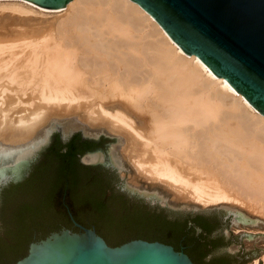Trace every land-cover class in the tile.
<instances>
[{
  "label": "bare ground",
  "instance_id": "bare-ground-1",
  "mask_svg": "<svg viewBox=\"0 0 264 264\" xmlns=\"http://www.w3.org/2000/svg\"><path fill=\"white\" fill-rule=\"evenodd\" d=\"M53 13L32 27V15ZM8 15L19 25L0 27L1 143L72 116L118 136L147 182L264 220V116L139 5L70 0L53 11L0 0Z\"/></svg>",
  "mask_w": 264,
  "mask_h": 264
},
{
  "label": "water",
  "instance_id": "water-1",
  "mask_svg": "<svg viewBox=\"0 0 264 264\" xmlns=\"http://www.w3.org/2000/svg\"><path fill=\"white\" fill-rule=\"evenodd\" d=\"M131 1L264 116V0ZM118 144L72 116L0 142V264H244L264 252V234L228 230H264L263 219L128 185Z\"/></svg>",
  "mask_w": 264,
  "mask_h": 264
},
{
  "label": "rangeland",
  "instance_id": "rangeland-1",
  "mask_svg": "<svg viewBox=\"0 0 264 264\" xmlns=\"http://www.w3.org/2000/svg\"><path fill=\"white\" fill-rule=\"evenodd\" d=\"M58 15L60 16L61 14L60 13H58V14L53 13V14H47L46 16H43L41 14L32 15L31 18L33 19V23H34L32 27H36V28L37 27H43V26L47 25L48 22H50L53 19H55ZM8 16L9 17L0 16V27L9 28L13 23L16 24V25H19V22H16V23L14 22V20H13L14 17H10L11 15H8ZM17 29H19V28H17ZM233 101H234V99H233ZM88 126H90V125H88ZM90 127H92V126H90ZM96 129L106 130L105 128H102V127H96ZM121 145H122V142H120V144H119L117 154H118L119 158L121 159V161L126 166V172H125V176H124V181L127 184L132 185L134 187H141L143 185L153 184L154 182H152V183L151 182H147L148 180L146 181L145 178L141 177V175L131 166V164L128 161L127 157H125L124 153H122V151H121ZM154 185H158L162 189L166 190L171 195L170 198H172L173 200H176V201H178L180 203H188V204L196 205L193 202H186V200H183L181 197L176 196L175 192L172 189H170V188H168L166 186H163L162 184H159V183L155 184L154 183ZM199 206L201 208L208 207V206H202V205H199ZM209 206H212V205H209ZM241 209L245 210L246 212L250 213L251 215L254 214L251 211H249L248 209H245V208H241ZM254 216L259 217V216L255 215V214H254ZM230 228L231 229H228V230H232V231H235V232H238L239 230H244V231H246L248 233H252V234L259 233L258 229H249V230L237 229V228H234L232 226H230ZM260 231H263L262 233H264V230H260ZM263 254H260L259 256H257L255 260H258V259L261 260V257H262ZM255 260H253L252 262H250L248 264H252Z\"/></svg>",
  "mask_w": 264,
  "mask_h": 264
},
{
  "label": "flooded vegetation",
  "instance_id": "flooded-vegetation-1",
  "mask_svg": "<svg viewBox=\"0 0 264 264\" xmlns=\"http://www.w3.org/2000/svg\"><path fill=\"white\" fill-rule=\"evenodd\" d=\"M229 231H231V233H233V234H236V233H238V232H246V231H244V230H239L238 232H235V231H232V230H229ZM246 233H248V232H246ZM254 259H251L250 260V262H252ZM250 262H248V263H250ZM248 263H244V264H248Z\"/></svg>",
  "mask_w": 264,
  "mask_h": 264
}]
</instances>
